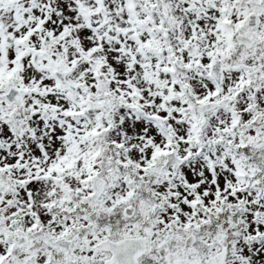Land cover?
Listing matches in <instances>:
<instances>
[{"label": "rangeland", "instance_id": "rangeland-1", "mask_svg": "<svg viewBox=\"0 0 264 264\" xmlns=\"http://www.w3.org/2000/svg\"><path fill=\"white\" fill-rule=\"evenodd\" d=\"M30 1L32 0H20V3H10V5L6 4L5 1H0V35L9 33L19 39L20 33L27 32L29 37L27 41L33 44L34 47H41L36 49L39 56L35 58V63H32L33 53H27L24 56V63L28 61L34 68L37 65L39 68L38 74L33 70L30 73L25 71L24 76L27 77V82H29V77L31 76L49 78L48 74L51 69L56 63H59L57 56L61 50L67 53V58L68 53L70 54L67 59L68 62L72 61V57L74 59L87 55V62L81 59L80 64L84 67L86 64L90 65L91 62H99L102 65L103 72L110 78L108 89H104V86L92 81L82 87L83 92L81 95L88 97L89 94V98H87L90 101L89 106L85 105L83 100L85 98L81 101L79 97H77L75 105L70 104L68 101L61 105L62 109L65 110L78 109L81 106L85 108L94 106L97 108L95 117L92 118V116L87 114V116L83 115L82 118L79 117L76 122H73L62 115L64 130L56 124L55 127L51 124L35 125L36 135H38L36 141L26 137L21 140L14 139L15 141L27 143V146L30 147L35 155L45 151V160H41V165L33 168L39 169L44 166L43 173H47L49 166L54 162V156L66 153L67 146L72 147L74 154H77L76 150H78L79 146L73 148V142L76 140L82 141L81 134L85 128L89 126L96 127L95 123L90 125L91 121H96L97 126H100L98 123L100 121L104 126V131L106 130L108 138L113 142L114 151L112 149L106 151L107 155L104 157L101 168L100 165L98 168L95 167L93 173L110 179L98 205L99 212H109L110 208L121 203V200L123 202L128 199L130 188H136L133 184H137L138 181L133 180L134 178L131 176H135V171L139 175L155 174L157 167L163 162L164 153L170 151V148L174 149L179 155L186 157V165L181 166L174 174L168 172V181L170 179L182 180L187 185H193L196 192L205 194L209 198L214 194L213 179L211 177L215 175L218 187L225 188L223 196L226 202L234 205L235 210L238 211L237 220L241 222V226L234 232L240 237L233 242L231 255L234 256L230 257L226 264H264V238L259 237L262 239L261 242L254 240V237H258L259 232L264 229L263 192L256 190L249 184L247 185L249 188H244L241 186L243 183L240 180L225 179L233 176L234 165L232 161L229 158H222L221 161H218L217 155L210 151L213 161V166L211 167L207 161L208 147L204 151H201L202 147H199L205 144L213 146L214 141L220 139L219 135H214V128L216 124L229 121L230 116L227 112L220 109L212 110L206 115V125L203 128L197 126L198 132L191 130L190 126L194 123L192 122L193 116L189 112L184 115V113L175 110L174 107L177 104L169 98L168 94L170 90L168 72L160 69L161 61L159 62L158 58L155 59L151 50H148L146 54L139 50L138 42L134 40L133 28L124 0H103V10L94 21L97 23V27L92 28L84 26L86 16L72 0H39L40 3L38 5H31ZM140 1L150 3L151 0H138L137 7L141 6L139 5ZM163 1L170 14V20L166 19L162 22V26L168 31L166 33L167 47L164 48L169 55L180 52L188 65L194 61L200 62L199 57H195L196 51H199V56L205 63L211 55H207L210 46L217 53L214 55L217 57L223 55L221 48L218 50L215 45L214 38L211 35L212 32H208L211 21L198 18L195 22L192 17L193 11L197 9L196 6L199 4L198 0H188L190 4L182 0ZM20 4H22L21 8H17L16 6ZM17 11H20L21 19H17L14 16ZM94 16L93 14L92 17L94 18ZM35 24L40 29L33 28ZM193 27L194 32L202 30L204 33L197 32V38L192 40L190 37H193L194 34L192 31ZM122 28L124 31L121 30ZM68 29L70 33L63 35V31ZM60 31L61 35H58ZM96 36L100 37L99 41L96 40ZM138 36L146 39L148 34L139 33ZM56 37H59L60 41H56L57 43L53 44L52 41ZM37 39L45 40V46H39L36 42ZM15 44L13 43L10 46L11 54L18 51ZM187 45L193 51L192 55L185 51ZM247 63L250 64V61L247 60ZM10 64L15 67L16 63L11 61ZM25 65L27 69L30 68L28 63ZM188 65L183 78L195 90L199 85H204L205 80L200 81V75H196V70L190 69ZM239 77L240 72L234 74L231 68L225 70L222 83L225 92L231 91L237 86L240 81ZM39 81L41 80L39 79ZM204 89L205 87L202 88V92H204ZM111 91L114 92V96ZM193 93L198 98L204 96V94H200V90H197V92L193 91ZM110 94L111 98L104 97ZM198 100L201 101L202 99ZM130 105L137 108L141 115L143 111L151 116L156 115L154 122L143 120L141 115L131 114L127 109ZM103 106V110L99 109V107ZM34 123H37V119H34ZM50 127L53 128L49 129ZM66 133L69 136V140H64L62 137ZM1 136L3 139L10 138V135ZM242 136L245 141H250L252 138V149L253 146H258L259 142L262 141L257 137L256 131L250 126L243 130ZM222 138L226 142L231 141L228 136H222ZM237 142H241V140L238 139ZM34 143H39L40 146L34 148ZM84 143L81 142L80 144L83 146ZM117 143H121V145L117 146ZM88 149H86V152H88ZM155 151L161 152L160 158L157 157L156 160L152 158ZM68 152H72V150ZM12 158L6 157L4 160L12 161ZM1 163H3L2 158L0 159ZM74 169L77 172V162L74 163L73 172ZM82 175L85 176L84 173ZM69 179L75 178L69 176ZM157 179L159 181L155 182L152 190H144L142 197L138 200L140 214L149 212L152 206L160 202L164 203L159 200L161 196L167 197L168 194L170 195L172 189L169 188V182L165 178ZM231 182L233 185L232 191L229 190ZM29 187L33 189V192H37V196H40L43 195L42 193L48 188V185H45L42 181H34L29 184ZM174 189L179 193L178 207L183 211L185 209L189 211V208L184 207L179 202V200L186 197L184 193L180 192L177 187ZM7 199L4 196V200ZM216 204L218 205V202ZM165 205L158 212V216L165 223H171L170 220L173 218L174 213H177V210ZM179 215L181 216L179 223L185 222L188 216L186 214ZM6 216L3 214L4 220ZM47 218L51 217L47 215ZM82 222H85V219ZM126 226L130 230L133 228L132 224H127ZM58 227L59 232L65 228V226L61 228L59 225ZM198 227L199 225H197ZM6 229L7 225L4 222L0 232L2 230L6 232ZM98 229L102 228L99 227ZM204 230L209 229L205 228ZM8 231L10 232L11 229H8ZM98 235L99 232H91L86 229L77 242L78 250L76 251L78 253L74 254V256H79L80 259L87 258L91 252L92 240L97 238ZM242 235L243 238L241 239ZM245 238L250 241L249 248L244 246ZM161 242L162 239L158 238L154 241V245H159ZM9 243H12V241L5 239L0 233V255L4 253L6 255L7 250L10 249ZM201 243L208 245L203 249L204 258L203 260L197 259L192 264H209L212 260L215 248H213L208 236H202ZM32 244L33 241H30L21 251L14 254L11 253L16 257L14 261L19 264H59L58 261L56 262L53 259L52 262L48 261L51 257L50 253L46 250L33 249L31 247ZM83 245L89 246V252L86 254L81 252ZM189 249L186 254L184 253L187 259L197 254L195 248L191 247ZM245 257H249L251 263L245 260ZM60 264L63 263L60 262ZM176 264H187V260L178 259Z\"/></svg>", "mask_w": 264, "mask_h": 264}]
</instances>
